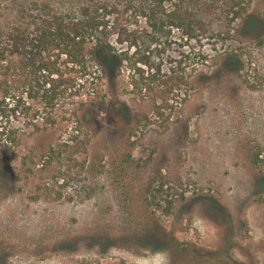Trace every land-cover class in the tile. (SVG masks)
<instances>
[{"label": "rangeland", "instance_id": "1", "mask_svg": "<svg viewBox=\"0 0 264 264\" xmlns=\"http://www.w3.org/2000/svg\"><path fill=\"white\" fill-rule=\"evenodd\" d=\"M37 1L0 0V32ZM95 2L114 102L86 111L84 151L0 152V264H264V0H238L253 24L231 0Z\"/></svg>", "mask_w": 264, "mask_h": 264}, {"label": "trees", "instance_id": "2", "mask_svg": "<svg viewBox=\"0 0 264 264\" xmlns=\"http://www.w3.org/2000/svg\"><path fill=\"white\" fill-rule=\"evenodd\" d=\"M35 5L36 12L23 10L18 25L0 32V152L16 157L33 148L25 140L44 137L46 143L35 150L49 155L44 163L51 165L54 156L86 149L81 141L86 111L95 102H114L125 58L109 41V4L81 0L70 14L56 11L50 0ZM230 6L232 21L248 17L238 0ZM248 18L253 24V17ZM204 64L197 62L194 72ZM172 81L178 80L163 84L167 96L174 91ZM29 163L22 160L21 167Z\"/></svg>", "mask_w": 264, "mask_h": 264}]
</instances>
